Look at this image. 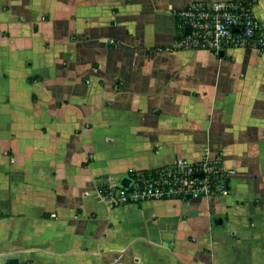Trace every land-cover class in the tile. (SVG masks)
Wrapping results in <instances>:
<instances>
[{"label":"crops","instance_id":"crops-1","mask_svg":"<svg viewBox=\"0 0 264 264\" xmlns=\"http://www.w3.org/2000/svg\"><path fill=\"white\" fill-rule=\"evenodd\" d=\"M217 1L0 0V264H264V51H168ZM205 158L227 195L101 194Z\"/></svg>","mask_w":264,"mask_h":264},{"label":"built area","instance_id":"built-area-1","mask_svg":"<svg viewBox=\"0 0 264 264\" xmlns=\"http://www.w3.org/2000/svg\"><path fill=\"white\" fill-rule=\"evenodd\" d=\"M256 0L191 2L174 13L176 33L168 51H206L218 56L229 49L264 51V24L253 16ZM188 30V34L186 33ZM232 175L220 158L198 162L178 160L148 177L137 176L129 186L108 187L101 194L110 206L170 198L225 196Z\"/></svg>","mask_w":264,"mask_h":264},{"label":"water","instance_id":"water-1","mask_svg":"<svg viewBox=\"0 0 264 264\" xmlns=\"http://www.w3.org/2000/svg\"><path fill=\"white\" fill-rule=\"evenodd\" d=\"M188 32H189V31L186 30V33H187V34H188ZM224 55H225V53H224L223 51L220 52V53H218V57H219V58H222ZM129 186H130V181H129L128 179H123L122 182H121V187H123V188H125V189H128L130 192H132L133 189L130 188ZM8 264H17V262L14 261V260H11V261H9Z\"/></svg>","mask_w":264,"mask_h":264},{"label":"trees","instance_id":"trees-1","mask_svg":"<svg viewBox=\"0 0 264 264\" xmlns=\"http://www.w3.org/2000/svg\"><path fill=\"white\" fill-rule=\"evenodd\" d=\"M154 173V171H152L151 173H143V177H148V176H150V175H152ZM135 180H137L136 178H135ZM228 182L226 181L225 182V187L228 189V184H227Z\"/></svg>","mask_w":264,"mask_h":264}]
</instances>
